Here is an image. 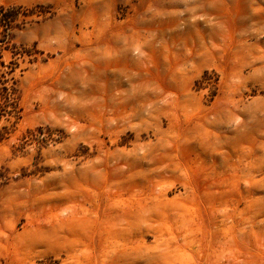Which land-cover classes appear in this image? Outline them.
I'll list each match as a JSON object with an SVG mask.
<instances>
[{
    "label": "rangeland",
    "instance_id": "374dc122",
    "mask_svg": "<svg viewBox=\"0 0 264 264\" xmlns=\"http://www.w3.org/2000/svg\"><path fill=\"white\" fill-rule=\"evenodd\" d=\"M171 1L0 0V264H264V0Z\"/></svg>",
    "mask_w": 264,
    "mask_h": 264
},
{
    "label": "bare ground",
    "instance_id": "6f19581e",
    "mask_svg": "<svg viewBox=\"0 0 264 264\" xmlns=\"http://www.w3.org/2000/svg\"><path fill=\"white\" fill-rule=\"evenodd\" d=\"M215 2H216L215 0H182V2L181 3H178V4H183L184 7L186 8V11H190V12H192V11H194V12H200L202 15H204L205 17H207L209 15V13L211 12V9L212 8L214 9L216 7V3ZM176 4L177 3L172 0L168 8H170L171 6H177ZM196 21L197 20L195 19L194 22H196ZM202 21L204 22L205 19L203 18ZM192 22H188V24H192Z\"/></svg>",
    "mask_w": 264,
    "mask_h": 264
},
{
    "label": "crops",
    "instance_id": "0c3cea01",
    "mask_svg": "<svg viewBox=\"0 0 264 264\" xmlns=\"http://www.w3.org/2000/svg\"><path fill=\"white\" fill-rule=\"evenodd\" d=\"M171 8H174V7H171ZM191 27V24H188V28H190ZM176 36V35H175Z\"/></svg>",
    "mask_w": 264,
    "mask_h": 264
}]
</instances>
